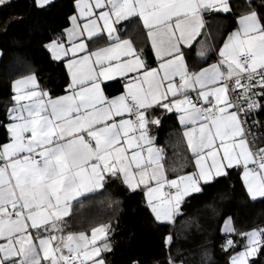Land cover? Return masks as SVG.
I'll list each match as a JSON object with an SVG mask.
<instances>
[{"label": "snow or ice", "instance_id": "obj_1", "mask_svg": "<svg viewBox=\"0 0 264 264\" xmlns=\"http://www.w3.org/2000/svg\"><path fill=\"white\" fill-rule=\"evenodd\" d=\"M245 2L218 45L205 17L232 13L231 0H76L70 27L44 45L66 69L64 94L43 89L34 71L11 85L0 142V264H108L112 220L79 231L72 220L81 197L117 180L142 194L156 223L173 228L187 198L230 169H242L253 201L264 198V132L249 120L264 110V13ZM133 22L143 29L140 45L124 37ZM110 82L121 84L119 95L107 93ZM159 110L183 129L190 155L179 166L166 167L151 135ZM120 203L111 201L113 213ZM221 231L229 264L264 254V227L240 232L228 218ZM174 239L164 238L166 264H177Z\"/></svg>", "mask_w": 264, "mask_h": 264}, {"label": "trees", "instance_id": "obj_2", "mask_svg": "<svg viewBox=\"0 0 264 264\" xmlns=\"http://www.w3.org/2000/svg\"><path fill=\"white\" fill-rule=\"evenodd\" d=\"M73 0H58L44 8H38L34 0H12L7 7L0 6V142L7 139V111L12 106V82L21 75L35 72L40 85L53 96L64 93L67 75L64 65L54 61L44 45L58 35L68 23L73 10ZM234 11L229 14L209 16L207 30L216 37L219 45L224 36L236 27V17L246 10L245 0H232ZM251 7L264 13L262 0H252ZM162 116V115H161ZM157 129L159 141L177 127L175 117L160 118ZM167 120H170V125ZM178 158L189 155L182 147ZM175 146L170 148L171 159H176ZM169 152V149H168ZM175 154V155H174ZM176 160L178 163L179 160ZM174 162V161H173ZM179 166V165H178ZM119 200V210H111V201ZM82 205H77L72 220L73 230H90V227L109 219L115 227L113 250L107 254L108 264H166L168 252L164 238L170 232L174 236L171 254L185 264H229V252L222 251L227 239L221 229L231 217L234 227L247 229L264 227V198L253 201L247 194L238 169H230L229 175L203 187L202 193L193 194L182 206L175 227L156 223L145 207L141 193L127 191L120 181L108 186V191L88 194ZM233 239L239 237L233 234ZM264 251V250H262ZM253 264H264V254L252 258Z\"/></svg>", "mask_w": 264, "mask_h": 264}, {"label": "crops", "instance_id": "obj_3", "mask_svg": "<svg viewBox=\"0 0 264 264\" xmlns=\"http://www.w3.org/2000/svg\"><path fill=\"white\" fill-rule=\"evenodd\" d=\"M12 0H10V2H11ZM56 1H58V0H50V4L51 3H53V2H56ZM75 3H76V0H73V4H72V6H73V10L68 14V23L66 24V26L62 29V31L64 30V29H66V28H68V27H70V22H69V18L71 17V16H73L74 14H76V8H75ZM231 3H232V0H231ZM97 11H99V10H97ZM247 11V10H246ZM242 13V12H241ZM240 13V14H241ZM239 14V15H240ZM208 26V25H207ZM124 27L127 29V31L124 33V37L125 38H129V39H132L133 41H134V43H136L137 45H140L142 42L138 39V36H137V34L138 33H140V34H142L143 33V29L136 23V22H133V23H131V24H125L124 25ZM235 28V27H234ZM233 28V29H234ZM232 29V30H233ZM231 30V31H232ZM62 31H60V33L62 32ZM230 32V31H229ZM60 33H58V35L60 34ZM57 35V36H58ZM227 35V34H226ZM56 37V36H55ZM202 38V37H201ZM53 39V38H52ZM198 39H200V38H198ZM221 43H222V41H221ZM220 43V44H221ZM145 52H146V55L149 57V60H152V53H151V50H150V46H148V47H146L145 48ZM193 58L195 57V51L193 50ZM215 55H213L206 63H204V64H196L195 65V67H194V69L193 70H199V68H201V67H207L208 66V64H211L214 60H215ZM32 72H30V73H27V74H24V75H28V74H31ZM36 74V73H35ZM24 75H21V76H18V77H16L14 80H16V79H18V78H21L22 76H24ZM37 75V74H36ZM38 77V76H37ZM13 80V81H14ZM38 80H39V78H38ZM39 84H40V81H39ZM42 87V86H41ZM43 89H46V90H48L47 88H44V87H42ZM121 91H122V88H121V84L120 83H118V82H110V83H108V85H107V93L109 94V95H112V96H114V95H119L120 93H121ZM64 94V93H63ZM60 95H62V94H60ZM58 96V95H57ZM163 114H166V116L168 115V116H173V117H175V120L177 121V127L176 128H173V129H171L170 130V132H169V134L167 135V137H165L164 138V140L163 141H159V139H158V134H157V129L160 127V125L159 126H154L153 128H152V132H151V135L154 137V140H155V143H156V145L158 146V147H161V148H163L164 149V151H165V161H166V167H168V166H178V165H180V162H181V159H182V157H180V158H178V152L181 150V149H183L182 147H184V148H186V141L183 139V137H182V131H183V129H182V127H181V125L179 124V120H178V117L175 115V114H173V113H167V112H165L164 110H159L157 113H156V115L157 116H159L160 118L163 116ZM162 115V116H161ZM168 121V123L170 124V120H167ZM164 122H166V120H163V121H161V123H164ZM160 123V124H161ZM170 125H172V124H170ZM173 146H175L176 148H178V150L177 149H175V150H177V151H175V154L177 155V158H178V160H179V162L177 163L176 162V160H177V158L176 159H171V157H170V148L171 147H173ZM168 149H169V152H168ZM174 154V155H175ZM189 155H190V153H188ZM174 161V162H173ZM239 172H240V174H241V177H242V169H239ZM90 194V193H89ZM86 195H88V194H86ZM85 195V196H86ZM84 197H81L80 199L82 200ZM257 199H261V198H257ZM76 207H77V205H76ZM228 218H231V217H228ZM227 218V219H228ZM226 219V220H227ZM232 219V218H231ZM232 222H233V220H232ZM233 225H234V223H233ZM223 227H224V224H223ZM222 227V228H223ZM253 228H251V229H247L246 231H244V232H247V231H250V230H252ZM89 234H90V231H89ZM235 235V234H234ZM228 237V236H227ZM231 238L233 239V234L231 235ZM238 240V239H237ZM3 241H0V243H2Z\"/></svg>", "mask_w": 264, "mask_h": 264}, {"label": "built area", "instance_id": "obj_4", "mask_svg": "<svg viewBox=\"0 0 264 264\" xmlns=\"http://www.w3.org/2000/svg\"><path fill=\"white\" fill-rule=\"evenodd\" d=\"M205 19L207 21H210L209 16H206ZM256 120L259 122V127L262 132H264V110H258L256 111L251 117H249V120ZM255 131V129H254ZM259 147H264V140H261L258 144ZM228 238V237H226Z\"/></svg>", "mask_w": 264, "mask_h": 264}, {"label": "water", "instance_id": "obj_5", "mask_svg": "<svg viewBox=\"0 0 264 264\" xmlns=\"http://www.w3.org/2000/svg\"><path fill=\"white\" fill-rule=\"evenodd\" d=\"M2 55H3V51L0 49V61H1Z\"/></svg>", "mask_w": 264, "mask_h": 264}]
</instances>
